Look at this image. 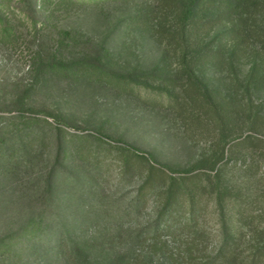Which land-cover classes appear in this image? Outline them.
<instances>
[{
  "label": "rangeland",
  "instance_id": "rangeland-1",
  "mask_svg": "<svg viewBox=\"0 0 264 264\" xmlns=\"http://www.w3.org/2000/svg\"><path fill=\"white\" fill-rule=\"evenodd\" d=\"M252 1L0 0V264H63L60 229L72 241L126 229L130 203L144 206L132 215L141 221L170 192L188 219V182L167 190L151 164L213 174L221 153L223 178L195 181L205 259L230 229L254 264L249 251L264 247V0ZM22 102L50 123L6 127Z\"/></svg>",
  "mask_w": 264,
  "mask_h": 264
},
{
  "label": "trees",
  "instance_id": "trees-1",
  "mask_svg": "<svg viewBox=\"0 0 264 264\" xmlns=\"http://www.w3.org/2000/svg\"><path fill=\"white\" fill-rule=\"evenodd\" d=\"M37 4L38 0H34ZM59 3L83 4L90 0H54ZM243 0H241L242 2ZM252 3L256 4L257 0ZM190 9H188V14ZM191 14V13H190ZM65 33H67L65 31ZM64 33V34H65ZM70 34V33H69ZM16 114L11 116H2L7 120V126L12 131L23 132L31 127H38L40 122L50 123L46 116L42 117L40 112H32L30 107L26 108L22 102ZM27 113V114H26ZM57 120V119H56ZM58 121V120H57ZM56 121V122H57ZM4 129L0 126V145L5 138ZM100 139L113 143L123 149L140 156H146V152L138 147L122 140H116L107 135L98 133ZM223 159L222 153L217 161L211 166L213 174L192 169L177 171L168 170L164 165L151 164L156 174L165 175L169 178L167 190L173 187L174 183L188 182L190 194V205L188 219L184 218V212H176L174 207L175 200L173 192L163 206L158 207L154 214L144 220L133 218V213H140L144 208L137 201L128 206V216L130 220L126 229L115 231L114 233H97L90 239H82V236L75 235V241L65 236L64 231L60 229L57 242V253L63 264H236L237 262L245 264L247 257L243 255L246 247L238 246L239 239H243V234L233 233L225 230L221 244L205 259L206 246L203 245L207 232L201 225L202 201L199 195V188L196 186V180L208 177L213 183L223 178L226 173L225 165L218 162ZM196 181V182H195ZM194 184V185H192ZM46 190L39 195L38 219H43L46 207V191L51 189L49 179L46 181ZM144 184L143 187H145ZM169 189V190H170ZM143 199V195L137 196V200ZM138 218V217H137ZM141 218V217H140ZM82 239V241H80ZM264 247H257L252 253L249 251L250 260L257 264L264 253ZM240 257V258H239ZM239 260H241L239 262ZM243 260V261H242ZM237 263V264H238ZM252 264V263H251Z\"/></svg>",
  "mask_w": 264,
  "mask_h": 264
}]
</instances>
